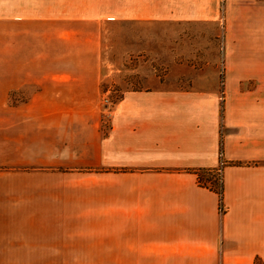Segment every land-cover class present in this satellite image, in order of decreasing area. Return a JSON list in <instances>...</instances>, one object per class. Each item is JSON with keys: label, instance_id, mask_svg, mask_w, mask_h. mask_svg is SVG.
<instances>
[{"label": "crops", "instance_id": "crops-1", "mask_svg": "<svg viewBox=\"0 0 264 264\" xmlns=\"http://www.w3.org/2000/svg\"><path fill=\"white\" fill-rule=\"evenodd\" d=\"M210 6L122 7V22L143 28L153 47L126 52L152 51L166 71L122 68L138 86L123 79L112 107L100 104L112 74L100 22L59 12L32 25L46 56L24 63L43 69L23 82L39 87L22 104L0 105V164H26L0 171L20 175L3 189L10 200L19 188L36 194L39 225L49 227L25 240L28 252L108 264L264 261V0H226L222 48ZM220 156L222 215L218 192L199 180Z\"/></svg>", "mask_w": 264, "mask_h": 264}, {"label": "rangeland", "instance_id": "rangeland-1", "mask_svg": "<svg viewBox=\"0 0 264 264\" xmlns=\"http://www.w3.org/2000/svg\"><path fill=\"white\" fill-rule=\"evenodd\" d=\"M138 0H0V105H18L26 102L31 93L39 86L31 82H23L30 78L33 72L39 70L37 75H41L43 67L41 65H24L26 61L34 58L46 56L42 49L44 41L40 38V33L33 29L32 25H39L40 19L51 16L56 19L59 15H72L75 17H88L97 19L101 27V51L112 63V74L102 80L101 89L103 95L100 97V104L104 107H112L120 98L123 90L122 80L132 82L135 86L137 81L121 71L122 68H135L138 62H144L148 69L154 68L157 74L163 75L165 65L159 62V58L152 54V51H128L127 45L152 49L151 41H142L143 28L138 29L134 23L122 22V7L128 9L136 8ZM152 1V0H147ZM210 9L218 10V37L220 47H223V31L225 28L226 0H210ZM141 33L138 34L137 32ZM52 37V33H49ZM139 36V40L136 37ZM147 36L145 35L144 38ZM42 44V46H41ZM144 46V47H143ZM163 45L159 48V54ZM53 51V50H52ZM223 52V51H222ZM33 61V60H32ZM36 75V74H35ZM32 79V78H30ZM10 80L14 83L23 82L20 86L9 88ZM29 80V79H28ZM223 80H220L222 84ZM6 90V92H5ZM224 159L220 156L216 171L212 173L204 172L200 176V184L215 189L219 195V204H222L220 215L225 213L222 202L221 172L225 165ZM26 165L18 161L9 167L0 164V171L15 172L23 171L20 166ZM21 169H20V168ZM221 170V172L218 171ZM20 175L14 179L10 174L0 176V264H108L104 258H48L35 256L28 252L25 247V240L39 239L44 229L49 233L46 226L39 225L46 217L39 208L36 194H25L21 188L12 193L8 199V188L13 184L15 188L19 185ZM13 181V183H12ZM11 182V183H9ZM221 191V192H220ZM28 197H30L28 199ZM6 198V199H5ZM30 199L35 201L31 202ZM219 210V209H218ZM30 223V224H28ZM13 242V243H11ZM18 244L16 245L15 243ZM32 249V248H31ZM34 249V248H33ZM37 249V248H35ZM32 254V256H30ZM115 261V259H114ZM256 264H264L263 259H255Z\"/></svg>", "mask_w": 264, "mask_h": 264}, {"label": "built area", "instance_id": "built-area-1", "mask_svg": "<svg viewBox=\"0 0 264 264\" xmlns=\"http://www.w3.org/2000/svg\"><path fill=\"white\" fill-rule=\"evenodd\" d=\"M218 171L221 172L220 169H218ZM221 208H222V204H221V202H220V205H219V211H221Z\"/></svg>", "mask_w": 264, "mask_h": 264}, {"label": "trees", "instance_id": "trees-1", "mask_svg": "<svg viewBox=\"0 0 264 264\" xmlns=\"http://www.w3.org/2000/svg\"><path fill=\"white\" fill-rule=\"evenodd\" d=\"M220 187L222 188V185H220ZM221 192V191H220Z\"/></svg>", "mask_w": 264, "mask_h": 264}]
</instances>
